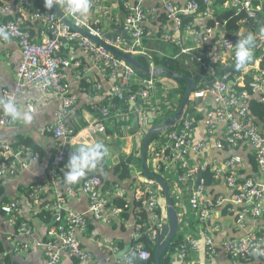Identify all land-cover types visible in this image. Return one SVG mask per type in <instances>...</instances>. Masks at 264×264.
Here are the masks:
<instances>
[{"label": "built area", "instance_id": "obj_1", "mask_svg": "<svg viewBox=\"0 0 264 264\" xmlns=\"http://www.w3.org/2000/svg\"><path fill=\"white\" fill-rule=\"evenodd\" d=\"M95 1L89 0L92 4ZM147 1L150 3L147 4ZM56 4L64 18L88 36L72 29L55 11L39 9L34 0H0V31L9 36L8 40L0 37V41L17 42L22 54L15 88L2 89L3 100H14L20 108L18 98L38 90L43 98H55L60 102L56 121L49 130L55 140L54 157L44 180L36 182L29 194L31 207L35 205L38 212L49 211L54 217L47 230V238L40 245L44 264H61L65 256L71 258L74 264H98L93 253L83 245L82 237L87 234L91 221L110 226L116 221L126 222L127 219L122 217L124 209L115 203L116 199L125 202L129 215L137 200L146 218L138 221L134 215L131 244L120 256L116 243L106 239L99 242L105 251L104 263L148 264L151 258L149 248L157 246L162 223L168 219L166 204H159L163 192L155 181L145 177L142 182L128 186L117 184L106 189L103 180L94 176L80 186L65 188V151L77 135L69 118L78 100L69 90L67 72L76 69L75 78L81 81L91 68L81 60L59 56L58 52L65 44H72L87 55L102 80L113 84L106 94L110 103L92 107L96 118L86 132L93 138L106 133L115 101L139 102L135 113L141 128L149 120L157 119L158 111L150 106L157 87L154 75L139 76L132 65L106 47L111 46L128 56H145L153 60L154 52L146 43L157 42L176 50L175 54L166 52L162 57L179 61L188 58L185 65L197 63L206 71L205 78L194 83L180 121L168 131L156 134L150 142L148 156L150 154L153 161L154 173L162 176L173 171L174 177L167 183L174 203L176 198L182 210L190 208L194 213V218L188 217L186 224L183 220L181 223L179 214L178 235L183 233L185 242L175 251L168 248L164 261L169 264H197L195 258L202 253L204 264H213L223 252L232 264L250 261L255 256L260 257L259 264H264V255L254 254V249L264 250V115L259 121L250 110L252 99L256 97L264 106V35L261 34L264 30V0H225L221 5L219 0H122L124 21L120 28L116 27L108 33L117 34L122 29L115 41L107 38L103 27L105 20L113 15L111 8L103 5L92 14L89 5L85 15H73L68 0H58ZM227 11L233 12V16L221 20L220 15ZM239 16L242 19L236 22L237 28L230 30V21ZM37 29L40 39L33 35ZM230 33L232 36H229ZM249 34L255 38L253 54L259 52V56L253 57L251 63L235 72L236 44ZM149 69L157 68L152 64ZM95 89L102 91V84L97 83ZM36 105V102H29L28 110L34 112ZM149 112L152 113L151 118ZM201 116L206 133L203 140L195 141L193 134ZM12 123L13 120L0 108V127H8ZM241 144L250 148L258 171L263 174L262 179L242 176L244 163L241 156H232L222 162L214 159L198 167H191L188 162L189 157L201 156L211 146L223 151L226 146L238 147ZM25 152L34 159L39 157L30 148L18 146L17 141L0 140L2 182L28 169L29 165L20 159ZM205 170H210L215 182L225 181L232 192L228 199L221 196L210 198L202 179L192 196H186V187L195 184L197 175ZM80 193L88 198L86 213L67 207V197H76ZM222 206L228 207L230 212L238 208L235 222L240 230L246 229L249 221L262 223L240 238L226 239L218 244L215 236L222 230V225L216 221L215 214ZM0 210L14 229L34 240V225L27 218L28 210L19 201L5 203ZM177 211L179 213V209ZM12 244L11 251L15 255L28 253L32 246L17 239H12Z\"/></svg>", "mask_w": 264, "mask_h": 264}, {"label": "crops", "instance_id": "obj_2", "mask_svg": "<svg viewBox=\"0 0 264 264\" xmlns=\"http://www.w3.org/2000/svg\"><path fill=\"white\" fill-rule=\"evenodd\" d=\"M121 3L122 0H97L93 4L92 2H89L92 14L103 5L112 9V17L105 20L103 25L104 32L106 34L112 33L113 30L116 27L121 26L124 21ZM146 3L149 4L150 2L147 1ZM57 6L59 8V5ZM33 35L39 39L41 38L40 31L38 29L33 31ZM146 45L154 52V56H161L166 52L171 54L175 50L172 46L158 42L146 43ZM58 55L68 57L71 60H81L84 65H88L91 68V71L88 74H85L81 81H77L75 78L76 69H71L67 72L69 90L72 95H75L78 98L77 105L72 110L69 118V122L75 128L77 135L72 139L69 148L75 150L81 145L92 146L94 143L98 142L102 143L107 149L106 156L101 160L96 169L87 170L86 175L81 178L79 182L67 184L65 188L69 189L80 186L87 179V175L92 174L93 172H96L98 176H102L106 189L114 188L117 184L128 186L134 182L144 181L145 176L142 168V148L146 134L154 127L152 122L149 120L148 124L141 128L138 122H134L136 107H134L133 103L115 101L114 107L111 109V118L107 122L106 133L97 135L93 138L88 136L86 130L90 123L96 118V114L92 107L95 104L103 105L110 103V99L106 96V94L108 88H110L113 84L111 81L102 80L97 71L92 68V64L88 60L87 55L82 50L73 47L72 44H65V46L58 52ZM21 57V49L17 42L0 41V100H3L1 92L2 89L6 88L12 90L15 88L17 70L21 62ZM164 81L165 80L162 79H156L157 87L150 101V106L155 108L158 111L157 113H160L163 110V107H166V105H164L165 103H162L164 105L163 107L162 104L159 103L160 98L164 97V90L160 88V83H164ZM97 83L102 84V91H97L95 89ZM18 101L20 103V108L22 107L24 110H28L29 102L33 101L37 103L35 111L31 112L33 114V119L31 121H13V123L8 127H0V140L11 142L28 139L34 146L39 148L40 153H38L39 157L36 159L32 158L27 152L23 153L20 156V159L29 165L28 169L24 170L15 178L6 179L3 182L0 181V187H2V192L0 190V208L3 204L10 201H19V203H21V205L28 210L27 218L34 225L35 237L34 240H30L20 234L17 229H14L9 224L8 218L2 214L0 210V241L4 242L7 252L13 256L17 264H44L45 258L43 255V249L40 245L46 240L47 230L50 225L45 223L41 217H39V212L36 210L37 208L35 205H33L34 208L31 207L32 202L28 198L27 193L31 185L44 180L47 175L49 164L54 157L55 140L53 134L49 130L56 121V112L59 109L60 102L55 98H43L41 92L38 90H32L24 95H21L18 98ZM179 106H177V110ZM162 115L160 114V116ZM156 120L157 119H155V122ZM166 120L167 119L163 122ZM205 133L206 126L203 121V117L201 116L193 134V139L195 141H201L205 137ZM15 151H17L16 148ZM131 155H135L137 159L131 166L133 178L126 181H120L113 169L116 165L120 164ZM234 155L241 156L243 158V177L254 176L259 179L263 178V174L258 171L257 164L252 153H250L249 149L246 147L238 150L225 148L223 151H218L211 146L201 156L189 157L188 162L191 167H198L199 165L213 161L214 159L222 162ZM147 165L148 168L152 167V169L156 172L153 167V161L151 160L150 154L147 159ZM67 171L68 170L66 169V172ZM173 173V171L164 173L162 177L167 181L168 179H171V177H174ZM195 182H197V180ZM195 185L196 183L186 187L187 197L192 196V193L196 189ZM207 193L210 198L221 196L228 199L232 192L227 187L225 181L220 180L215 182L213 187H208ZM175 205L177 206V210L179 209L181 223L183 220L184 224H186V219L188 217H191V219L194 218L193 211L190 208L182 210L179 205H177L176 198ZM67 207L75 212L86 213L89 208L88 198L83 193L78 194L76 197H67ZM225 209V206L219 207L215 214L216 221L222 225V230L215 236V241L218 244L226 239L240 238L255 230L262 223V221H249L247 228L240 230L236 227L235 222L237 208H234L233 212H230L229 209ZM134 226L135 217L133 212H131L126 222L122 223L120 221H116L113 226L103 222L91 221L87 234L82 237V243L93 253L98 264H105V251L101 248L99 242L106 239L116 243L118 255L120 256L131 244ZM12 239L31 243L32 246L30 251L19 255L13 254L11 251L13 245ZM195 260L198 261L197 264H204L205 258L201 253L196 256ZM260 261V257L255 256L250 261L239 264H259ZM61 264H74V262L71 258L65 256ZM213 264L232 263L228 257L221 252L213 261Z\"/></svg>", "mask_w": 264, "mask_h": 264}, {"label": "trees", "instance_id": "obj_3", "mask_svg": "<svg viewBox=\"0 0 264 264\" xmlns=\"http://www.w3.org/2000/svg\"><path fill=\"white\" fill-rule=\"evenodd\" d=\"M224 1L225 0H219V5H221V3H223ZM34 3L39 9H45L46 8L45 5H44L43 0H34ZM233 14L234 13L231 12V11L222 12V14L220 15V19L221 20H226L229 17L233 16ZM0 19H1V17H0ZM8 19H10V16L8 17ZM241 19H242L241 16L234 17L230 21L231 22L230 26H229L230 30L235 31L234 29L237 28L236 22L238 20H241ZM262 19H263V26L262 27L264 28V11H263ZM229 36H232V34L230 33ZM175 53H176V50H174V52H172L171 54H175ZM253 55H254L253 57L256 58V57L259 56V52H256ZM135 58H136L137 62L140 65H142L143 67H145V68H150L152 66V64H154L156 68H163L165 70L172 71V72L177 73L179 75L186 76L189 79H193L195 82H197V81L199 82L200 80H203L205 78L204 75H205L206 71L203 68H200L197 63L196 64H192L191 63L190 65L189 64L185 65V61L188 60V58H184L183 60H180V61L179 60H175L172 57H162V56H156V55L153 57V60H150L149 58H147L145 56H135ZM233 71H235V72L237 71L235 66H234V70ZM137 73L141 77L148 76L146 74H140L138 71H137ZM176 79L179 80L182 83L186 82L184 79H181V78H176ZM186 84L188 85L187 82H186ZM186 90H187V88H185V92H186ZM180 106H181V104H180ZM180 106L178 107L177 111H179ZM250 110L253 113V115L259 121H262L263 115H264V106L262 104V101H260L259 97H256V98L252 99V104L250 106ZM167 112L169 113L167 119H169L170 116H171L170 115V111H166V114H167ZM17 145L18 146L28 147L35 154H37L39 156V154H38V153H40L39 148L37 146H34L31 143L30 140H28V139L19 140V141H17ZM245 147L248 148L249 151H250V148L247 147L246 144H241L238 147L226 146V148H231V149H234V150H238L240 148H245ZM75 150L67 148V150L65 151V157H66V161L64 163L65 166L69 162L70 155ZM149 150H150V143H149V146H148V153H149ZM250 153H251V151H250ZM234 156H236V155H234ZM136 160L137 159H136L135 155H131V156L127 157L124 161H122L120 164H118V165H116L114 167V169H113L114 173L118 176L120 181H126V180H130V179L133 178L131 166L133 165V163ZM98 177L102 178V176H98ZM102 180H103V178H102ZM202 181H204V183L206 184L207 188L214 186L215 181L213 180L212 173L210 172V170H205V171L202 172ZM64 183H65V186H66L67 183L65 182V177H64ZM33 186H34V184L29 187V190H28V193H27L28 194V198H29L30 192L32 191V187ZM0 190L2 192V187H0ZM115 203L119 207H121V209H124L122 217L125 218V219H128L129 218V212H128V209L126 208L125 202L120 200V199H116ZM226 209H229V208L226 207ZM236 210L238 211V208ZM133 213H134L135 217L138 219V221H139V219L146 218V214L144 213L143 209L141 208V206H140V204H139V202L137 200H135V202H134ZM39 217H41V219L45 223H48L49 225H52L53 222H54V217L52 216L51 212H49V211H44L43 210L42 212H39ZM184 242H185V238L183 237V235H181V234L177 235L175 237V239L173 240L171 246L169 247V250L175 251L178 248V246L181 245ZM149 251L151 253V258H150L148 264H156V259H155L156 247H153V248L150 247ZM3 263H5V264H17V262L15 261L13 256L7 252V249L5 248L4 242L0 241V264H3ZM161 264H169V263L165 262L164 258H162Z\"/></svg>", "mask_w": 264, "mask_h": 264}, {"label": "water", "instance_id": "obj_4", "mask_svg": "<svg viewBox=\"0 0 264 264\" xmlns=\"http://www.w3.org/2000/svg\"><path fill=\"white\" fill-rule=\"evenodd\" d=\"M45 2V0H44ZM51 10L55 11L58 16L60 18H62L72 29L74 30H78L79 32H81L84 35H87V33H85L82 30H79L77 28H75V26L70 23L69 21H67L64 18L63 13L61 12V10L58 8L56 3H53V6L51 8ZM122 31V29L119 30V32L117 34H108L107 38L115 41L118 37V34ZM124 36L127 37L126 34H123ZM94 41L100 43V44H104L103 41L97 40L92 38ZM106 45V44H104ZM112 53H114L116 56L120 57L121 59H124L127 63H129L130 65H132L140 74H146V75H158V74H162L165 76H171V77H176V78H181L184 79L187 83H188V88L186 90V92L184 93L182 102H181V106L179 111L171 118L167 119L164 124H156L145 136L144 138V142H143V148H142V168H143V173L144 176L148 179H151L153 181L156 182V185L162 190L163 192V198L159 201V204H166L167 207V212H168V219L165 220L162 223L161 226V230L159 232V239L157 242V246H156V252H155V259H156V264H161L162 258L165 254V252L168 250V248L171 246L173 240L175 239V237L178 235L179 233V229H180V216L179 213L177 211V208L175 206L174 200L172 198V194L169 188V185L167 183V181L160 175L151 172L148 168L147 165V159H148V146L149 143L151 142L152 138L160 133V132H166L168 131V129L173 128L181 119V117L183 116L185 107L187 105V102L189 100L190 94L192 93V91L194 90V83L195 81L193 79H189L186 76L183 75H179L177 73H174L172 71L169 70H165L163 68H157L156 70H152L149 68H145L142 65H140L136 58L134 56H128L122 52L117 51L116 49H114L111 46H106ZM154 103V102H153ZM134 107H138L140 104L139 102L137 103H133ZM149 118L152 117V113L149 112L148 114ZM138 121V117L137 114L135 113V123ZM152 123L155 122V120L151 119L150 120ZM97 176L96 172H93L92 174L87 175V179ZM202 179V173H200L198 175L197 178V182H196V188H198L200 181ZM127 250V249H126ZM125 250V251H126ZM124 251V252H125Z\"/></svg>", "mask_w": 264, "mask_h": 264}, {"label": "clouds", "instance_id": "obj_5", "mask_svg": "<svg viewBox=\"0 0 264 264\" xmlns=\"http://www.w3.org/2000/svg\"><path fill=\"white\" fill-rule=\"evenodd\" d=\"M54 2L56 3L58 0H45V7L51 9ZM68 7L73 15H85L89 11V0H68ZM261 34L264 35V30L261 31ZM0 37H3L4 40L9 39L8 34L3 31H0ZM254 46L255 38L252 34L239 39L235 51V68L237 71L252 62ZM0 108L13 121H31L33 119V114L22 107L18 108L14 100L6 102L0 100ZM106 154L107 149L102 143L97 142L92 146L81 145L70 155L69 162L66 165L68 171L64 174L65 182L67 184L79 182L86 175L87 170L97 168ZM254 254L264 255V250L254 249Z\"/></svg>", "mask_w": 264, "mask_h": 264}, {"label": "rangeland", "instance_id": "obj_6", "mask_svg": "<svg viewBox=\"0 0 264 264\" xmlns=\"http://www.w3.org/2000/svg\"><path fill=\"white\" fill-rule=\"evenodd\" d=\"M154 77L157 80H165L164 83H160V88L164 90V97L160 98L159 103H165L164 105H166V107H163L164 105L162 104L163 110L158 113L156 122L152 123L155 126L156 124H163V121L167 119L169 115L168 112L166 114L167 110L170 111V118L178 112L176 108L181 104L185 88H188V85L186 84V82L182 83L174 77H165L162 74H158ZM160 114L163 115L160 116ZM149 169L151 170V172H154L152 167H149ZM181 235H183V233Z\"/></svg>", "mask_w": 264, "mask_h": 264}]
</instances>
